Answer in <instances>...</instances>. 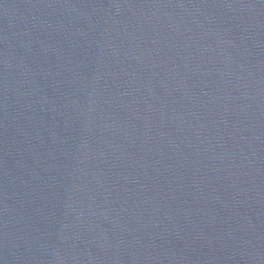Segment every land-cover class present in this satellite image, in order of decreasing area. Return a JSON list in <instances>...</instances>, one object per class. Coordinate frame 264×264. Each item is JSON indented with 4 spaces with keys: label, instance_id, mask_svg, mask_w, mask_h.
Instances as JSON below:
<instances>
[{
    "label": "water",
    "instance_id": "1",
    "mask_svg": "<svg viewBox=\"0 0 264 264\" xmlns=\"http://www.w3.org/2000/svg\"><path fill=\"white\" fill-rule=\"evenodd\" d=\"M0 264H264V0H0Z\"/></svg>",
    "mask_w": 264,
    "mask_h": 264
}]
</instances>
